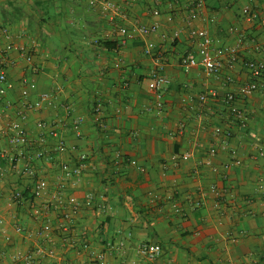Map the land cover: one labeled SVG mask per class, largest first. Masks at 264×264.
I'll list each match as a JSON object with an SVG mask.
<instances>
[{
  "label": "crops",
  "instance_id": "1",
  "mask_svg": "<svg viewBox=\"0 0 264 264\" xmlns=\"http://www.w3.org/2000/svg\"><path fill=\"white\" fill-rule=\"evenodd\" d=\"M193 1L142 0L125 8L119 24H158L160 31L131 42L118 54L93 42L110 35L111 46L118 48L112 27L91 11L88 0H0V28L13 26L16 31L11 40L1 38L0 45L34 46L31 65L20 51L10 53L14 65L9 81L14 88L0 97V112L28 130L41 131L42 121L57 123L68 149L52 153L55 161L75 162L81 154L88 156V171L80 180H61L66 192L81 202L93 196L92 207L84 205L77 219L86 230L85 241L102 258L91 257L84 246L64 251L58 247L59 252L44 264H264V83L250 98L238 93V87L252 79L245 62L264 61V52L250 39L262 44L264 25L258 21L236 25L245 6L257 7L263 0H208L201 11L208 20L204 26L189 18ZM156 8L159 16L153 14ZM200 27L212 36L213 49L226 53L229 69L220 77L201 66L186 70L181 64L191 32ZM146 40L156 43L155 57L140 62L137 55ZM118 62L121 68H116ZM158 62L165 64L171 81L161 115L156 114L157 96L149 89L150 72ZM25 77L38 85L28 101L51 93L54 105L24 117ZM230 93L237 95L235 105L251 116L246 126L235 122L226 104ZM203 95L207 99L202 105ZM99 100L104 102L107 128L92 123ZM69 103L73 112L66 108ZM201 109L205 117L199 123L195 117ZM78 117L86 122L75 129L73 120ZM181 124H185L183 133ZM219 126L232 132L230 150L240 162L227 169L232 155H209ZM12 151L8 141H0V155ZM186 153L211 161L213 167L196 172L195 161L183 160ZM24 165L22 161L21 168ZM47 166L37 165L33 177L10 170L0 156V218L8 232L0 237V248L8 253V264H13L12 256L20 249L46 246L37 235L40 225L28 213L29 207L15 222L7 215L6 203L14 190L26 184L33 189L37 178L53 172L61 176V171ZM213 183L236 194L241 206L236 217L222 224L217 221L215 202L198 192L200 186ZM51 194L45 192L44 200ZM249 199L253 201L248 203ZM17 224L30 225L32 235L17 234ZM143 243L160 244L162 256L145 257L139 249Z\"/></svg>",
  "mask_w": 264,
  "mask_h": 264
},
{
  "label": "built area",
  "instance_id": "2",
  "mask_svg": "<svg viewBox=\"0 0 264 264\" xmlns=\"http://www.w3.org/2000/svg\"><path fill=\"white\" fill-rule=\"evenodd\" d=\"M142 0H88V5L91 11L96 15L103 16L108 24L113 29V35L118 48L115 50L120 54V49L127 46L133 41L142 40L143 38L158 34L160 26L158 24L145 26L141 24H134L133 27L122 25L118 22V17L122 16L125 8H131L139 4ZM208 0H195L192 3V11L189 15L191 21H198L203 26L207 24L208 20L204 18L201 11L206 6ZM155 16L160 15L158 8L153 10ZM217 18V15H215ZM169 20H174L169 17ZM258 21L264 25V0L257 7L247 5L242 9V19L238 20L236 25L241 23H253ZM23 30L21 34H25ZM16 34L13 26H2L0 28V39L5 38L11 40ZM252 42L257 44L261 51L264 52V41L259 44L255 37L250 38ZM111 40L110 35L106 38H94L95 44H101ZM244 41L240 40V45ZM156 43L152 40H146L140 46L137 58L140 62H144L147 58L155 57ZM14 50L21 52L26 62L31 65L34 62V46L33 43L26 46H17L13 43H7L4 46L0 45V97L3 98L8 94V91L14 88V84L9 81V70L14 65L10 53ZM224 51L213 49V39L205 27L194 29L189 37L188 50L181 57V64L189 70L196 66H201L209 75L219 76L223 71H227L229 66L226 64ZM239 56L233 57V61L237 62ZM249 70L252 79L238 87L240 96L250 98L259 87L263 86L264 79V61L249 60L244 64ZM116 68H121V63L116 64ZM230 80L232 78L229 77ZM232 82V81H231ZM23 89L22 97L24 100L23 115L32 111L39 112L46 110L54 105L55 95L51 93H43L34 101H28L30 93L37 89V83L25 77L22 79ZM171 81L166 75L165 64L158 62L156 67L151 70L149 76V89L157 96L156 114L161 115L164 112L163 99L168 95ZM206 96H201L200 101L203 105L206 102ZM226 104L234 115L235 122L241 126H246V123L251 116L240 110L236 105L237 95L230 93L226 97ZM69 112L74 111L72 104L66 106ZM203 109V108H202ZM198 110L196 113V121L201 123L204 120V110ZM104 102L99 100L94 107L92 115V123L101 128H107L105 124ZM86 122L83 117H78L73 120V127L79 129L81 125ZM2 123L5 128H2ZM41 131L28 130L21 123L16 122L13 116L0 112V141H8L13 148L11 153L3 152L1 160L8 165L10 170L15 172L22 171L33 177L37 176V165L47 164L48 169L54 171H61V176L56 172L51 173L48 177L37 178L36 185L30 189V185L26 184L12 192L6 207L7 215L18 222L22 214L26 211V206L29 207L28 213L40 225L37 235L45 241L46 246L38 248L33 251L31 249H20L13 254V264H44L48 256H55L59 250L76 249L84 246L90 250L91 257L102 258V255H97L96 251L91 249L89 244L85 241L86 230L82 223L77 219V216L82 212L83 206L92 207L93 196L88 197V201L81 202L78 197L70 195L65 190L64 182L61 178L76 182L80 180L88 171V156L81 154L75 162H58L52 158V153H64L67 151V143L65 136L61 132L58 124L55 122L42 121L39 123ZM160 129V127H157ZM180 132L185 131V124H181ZM232 132L223 127H216L213 133V139L209 146V155L211 158L217 157L219 154L232 155L233 160L226 165V169L231 165L240 163L236 157V153L230 150V138ZM22 151L18 153V150ZM17 151V153H16ZM20 151V150H19ZM185 161H195L197 164L196 172L202 173L204 166L211 168L213 164L211 161L202 162L201 159H194L191 153L183 155ZM22 161L24 167L21 168ZM214 169V168H213ZM215 172L217 170L215 169ZM2 176L0 175V184ZM32 192V197H27V191ZM51 192V196L44 200L45 192ZM198 192L202 197L211 199L215 202L218 216L217 221L222 224L229 218L236 217L241 212L240 203H238V196L231 193L228 189L221 187L217 183L210 184L207 188L199 187ZM253 200L249 199L248 203ZM177 212H180L178 205L174 206ZM4 223L0 218V237L7 235V230L1 225ZM15 231L19 235H32V227L28 224H17ZM9 238V237H8ZM58 242V245L56 243ZM140 252L150 260H156L163 254V247L160 244L143 243L140 245ZM10 258L8 253L0 248V264H8ZM72 264V263H68Z\"/></svg>",
  "mask_w": 264,
  "mask_h": 264
},
{
  "label": "trees",
  "instance_id": "3",
  "mask_svg": "<svg viewBox=\"0 0 264 264\" xmlns=\"http://www.w3.org/2000/svg\"><path fill=\"white\" fill-rule=\"evenodd\" d=\"M117 44V43H116ZM102 45H104V47H107L109 49H117L116 47L111 46V42L110 41H106V42H102ZM232 114V112H231ZM25 195L29 198L32 197V192L29 190L25 193Z\"/></svg>",
  "mask_w": 264,
  "mask_h": 264
}]
</instances>
